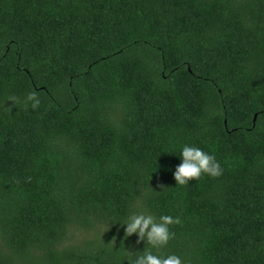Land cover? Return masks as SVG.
Returning a JSON list of instances; mask_svg holds the SVG:
<instances>
[{"label": "trees", "instance_id": "1", "mask_svg": "<svg viewBox=\"0 0 264 264\" xmlns=\"http://www.w3.org/2000/svg\"><path fill=\"white\" fill-rule=\"evenodd\" d=\"M186 143L222 175L177 185ZM144 210L264 264V0H0V264H128Z\"/></svg>", "mask_w": 264, "mask_h": 264}, {"label": "clouds", "instance_id": "2", "mask_svg": "<svg viewBox=\"0 0 264 264\" xmlns=\"http://www.w3.org/2000/svg\"><path fill=\"white\" fill-rule=\"evenodd\" d=\"M27 101L31 102L33 110L41 103L36 92L27 94ZM181 162L173 172L177 185L184 186L190 181L199 179L203 174L212 177L222 175L223 169L214 154L192 144L182 145L179 155ZM125 227L127 235L136 234L139 241H146L143 251L134 256L129 255L128 264H184L182 258L174 253L162 254L158 250L167 246L174 233L170 226L179 224V217L161 215L157 220L152 214L134 212L120 221Z\"/></svg>", "mask_w": 264, "mask_h": 264}, {"label": "rangeland", "instance_id": "3", "mask_svg": "<svg viewBox=\"0 0 264 264\" xmlns=\"http://www.w3.org/2000/svg\"><path fill=\"white\" fill-rule=\"evenodd\" d=\"M142 212L149 213L147 210H144ZM121 231H124V229H122ZM134 235L137 236L136 234H134ZM88 237H90V234L88 232H83V233L76 232V236L74 238V241L78 240L79 238L85 239V238H88Z\"/></svg>", "mask_w": 264, "mask_h": 264}, {"label": "water", "instance_id": "4", "mask_svg": "<svg viewBox=\"0 0 264 264\" xmlns=\"http://www.w3.org/2000/svg\"><path fill=\"white\" fill-rule=\"evenodd\" d=\"M256 118H257V114L255 115V120H256Z\"/></svg>", "mask_w": 264, "mask_h": 264}]
</instances>
